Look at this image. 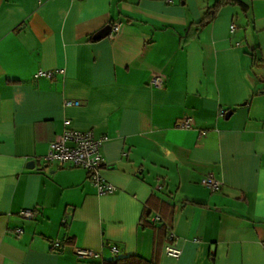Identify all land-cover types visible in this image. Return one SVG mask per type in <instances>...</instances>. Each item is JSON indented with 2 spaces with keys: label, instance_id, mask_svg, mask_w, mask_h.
Masks as SVG:
<instances>
[{
  "label": "crops",
  "instance_id": "obj_1",
  "mask_svg": "<svg viewBox=\"0 0 264 264\" xmlns=\"http://www.w3.org/2000/svg\"><path fill=\"white\" fill-rule=\"evenodd\" d=\"M217 1L0 0V264H264V0H231L201 26ZM67 120L106 138L116 192L45 159ZM147 211L173 220L180 257Z\"/></svg>",
  "mask_w": 264,
  "mask_h": 264
},
{
  "label": "built area",
  "instance_id": "obj_2",
  "mask_svg": "<svg viewBox=\"0 0 264 264\" xmlns=\"http://www.w3.org/2000/svg\"><path fill=\"white\" fill-rule=\"evenodd\" d=\"M235 25H232V29ZM120 30V24L113 25L112 32H118ZM63 72V70H60ZM53 71L40 70L37 73V77L46 76L52 77ZM151 84L154 87L162 88L164 86V77L161 74H155L151 80ZM67 104H79L78 102L68 101ZM67 127L63 133L59 134L55 140L50 142L49 150L45 159L48 162H53L61 167L72 166L81 167L87 171L88 177L96 187L98 194L114 193L118 190V187L108 181L103 173L102 169L106 165V161L103 157L101 148L105 137H96L95 133L91 130L84 131L72 127L70 120L66 121ZM193 125V118L186 117L183 120L177 122L179 128H191ZM204 186L217 190L222 186V182L213 175H208L202 180ZM20 216L26 220H32L36 217V212L33 209L26 208L20 212ZM156 220L160 217L155 216ZM23 233V228L17 229V235ZM173 242L169 243L165 251L168 255L178 258L182 254V250L178 248L174 242V233L172 234ZM63 247V242L59 239L52 241V248L59 250ZM111 250L114 253H118L116 245L111 246ZM74 252L79 259L82 260H95L102 258L100 251L92 248H86L81 246L74 247Z\"/></svg>",
  "mask_w": 264,
  "mask_h": 264
},
{
  "label": "trees",
  "instance_id": "obj_3",
  "mask_svg": "<svg viewBox=\"0 0 264 264\" xmlns=\"http://www.w3.org/2000/svg\"><path fill=\"white\" fill-rule=\"evenodd\" d=\"M231 0H218L213 7L206 12V15L200 25L206 24L208 21L212 20L217 9L230 2ZM246 7V6H243ZM212 10V11H211ZM257 60V59H256ZM159 216L160 219L156 220L155 216ZM143 224L151 226L156 229H161L164 232V236L170 243L173 242V220L167 218L162 212H155L154 215L151 214V211H147V214L142 219ZM104 264H158L155 260H147L139 255H126L122 257H117L115 259L107 260Z\"/></svg>",
  "mask_w": 264,
  "mask_h": 264
},
{
  "label": "water",
  "instance_id": "obj_4",
  "mask_svg": "<svg viewBox=\"0 0 264 264\" xmlns=\"http://www.w3.org/2000/svg\"><path fill=\"white\" fill-rule=\"evenodd\" d=\"M113 28V25H107L105 28H103L101 31H99L96 35L95 38H102L106 37L111 33V30ZM231 113V112H230ZM33 162H30L28 164V167H33Z\"/></svg>",
  "mask_w": 264,
  "mask_h": 264
}]
</instances>
